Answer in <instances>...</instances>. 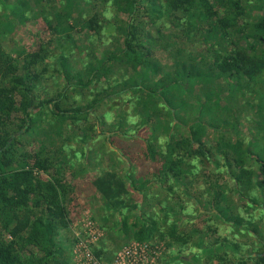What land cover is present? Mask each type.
<instances>
[{
	"label": "trees",
	"instance_id": "16d2710c",
	"mask_svg": "<svg viewBox=\"0 0 264 264\" xmlns=\"http://www.w3.org/2000/svg\"><path fill=\"white\" fill-rule=\"evenodd\" d=\"M29 1L0 3V264H68L72 259L58 242L70 222L65 199L74 192V185L65 181L62 157L68 168L83 171V155L68 152L70 145L53 134L40 138L49 147L27 146L25 136L38 130L34 118L42 111L47 124L70 121L79 136L88 134L93 141L103 135L96 149L105 152L109 146L122 165L102 170L91 183L119 216L114 226L124 245L162 241L167 254L163 264L171 258L201 264L199 251L191 248H200L210 229L179 227L173 219L188 220L172 196L178 182L198 177L209 162L231 177V190L247 206L239 213L227 204L219 207L229 199L218 185L222 189L207 199L213 211L226 223L260 235L259 223L247 209L263 211L256 202L264 203V145L256 134L250 139L242 134L237 104L252 100L256 106L264 96V13L251 15L254 5L264 11V0H227L205 7L198 0H31L52 32L33 51L15 45L11 34V11H23ZM97 2H110L114 11L126 14L112 48L104 50L103 22L88 7ZM164 16L184 32L199 16L201 24L211 25L214 41L206 45L202 37L194 45L196 36H189L193 58L161 63L154 47L169 36L163 30L166 24H159ZM79 27L84 40L75 38ZM220 76L222 81L214 83ZM157 78L162 84L151 86ZM56 81L48 91L47 84ZM223 94L226 110H205ZM127 104L133 105L134 114ZM211 132L218 141L211 143ZM153 184L158 186L154 194ZM207 245L214 250L210 264H264V249L247 256L236 250L231 256L219 239ZM95 253L110 262L114 252L98 244Z\"/></svg>",
	"mask_w": 264,
	"mask_h": 264
},
{
	"label": "rangeland",
	"instance_id": "374dc122",
	"mask_svg": "<svg viewBox=\"0 0 264 264\" xmlns=\"http://www.w3.org/2000/svg\"><path fill=\"white\" fill-rule=\"evenodd\" d=\"M200 5L203 7L210 5H217L218 3L222 4V1L225 2L227 0H198ZM0 3H3V0H0ZM88 7L91 10V16L94 13L99 14L101 19V23L103 22V44L101 50L105 48H112L110 43L113 41V35L118 32V24L120 25L124 19H126L125 13H118L114 11L113 5L109 2L106 4L105 2H97L96 6L93 4H89ZM41 9V8H40ZM252 14L254 16H259L264 13L260 9L259 6L254 5L252 8ZM11 19L14 23V29L11 31L13 34L14 40L16 41L17 46L19 48H24L28 51H33L37 49L43 42L48 41L52 38V32L50 31L46 20L43 17L42 12H40L38 5L29 1V5L26 6L23 11H19L17 13H13L11 11ZM201 19L199 16L195 17L194 23H190V26L186 32L182 30L181 27H177L173 25V21L171 18L164 16L159 24L164 25L163 30L164 33L168 34V38L164 39L158 46L154 47V53L156 55L155 59L164 64H172L175 62V58H193L192 49L193 44H197L199 39L202 37V40L206 45H209L210 42L214 41L212 36V27L209 24H201ZM151 28L155 31V26L151 25ZM81 27L77 28L75 31V38L77 39H86L83 36V32L80 31ZM156 33H159L156 31ZM196 36V40L194 43H191L189 40V36ZM204 35V36H203ZM85 42V41H84ZM243 45L245 44L242 41ZM178 56V57H177ZM69 60V58H68ZM150 61V60H149ZM200 61V60H199ZM201 62V61H200ZM203 65V63H202ZM216 78L213 82L219 83L222 81L224 77H214ZM58 82L47 84L48 91L53 90ZM151 86L157 87L162 84L161 79H156L153 82H150ZM252 99V98H251ZM250 103L253 101L250 100ZM249 102L239 103V98L235 104H237L238 109L241 111L242 121V134L245 135L246 139H250L253 134L259 136L261 138L260 142L264 145V96H261L257 99V105H252ZM255 102V100H254ZM131 114L135 113L133 105H126ZM222 107L228 108V99L226 94H223L219 100H216L215 103L206 104V111H213L214 109H219L223 111ZM226 108V109H227ZM225 109V110H226ZM42 111L35 116V122L37 123V129L35 132H32L30 135L25 136V141H27V146L31 150H40L45 148V146L49 147V142H42L40 139L45 134H53L55 138L60 142L68 143L70 148H68V152L72 150H77V155L83 157L81 158V167L83 171L80 169H70L68 168V163L66 157L63 158V166H66V170H64L65 181L67 183L74 185V192L71 194L72 199H65V205L68 210V218H69V226L68 229H65L58 236V242L62 244V246L66 249L68 255V259L72 256L73 253V245L75 242L74 229L78 221L82 218L83 214H87L95 219L103 229V237L99 242V245L104 246L107 250L112 251L113 256L110 262H105L102 259L104 264H112L117 253L123 248L124 243L123 239L116 233L115 221L119 217L115 215L109 210V207L105 205V200L103 197L98 194L91 183L92 177L97 176L104 169H120L122 165L118 164L117 159L113 152L106 148L105 152L103 149L99 150L96 147L101 143L100 141L103 139V135H95L98 138L97 140H89V136H79L77 127H74L70 124V121L64 120L58 124V126L47 124L44 121V114ZM20 115L19 111L16 113ZM83 122V121H82ZM43 126V130L40 134L39 129ZM103 127V126H102ZM39 132V133H38ZM119 140V139H118ZM117 140V141H118ZM217 140L216 134L211 132V143ZM218 141V140H217ZM110 142H107L109 145ZM121 145V141L117 142ZM97 146L95 147V145ZM58 147V146H57ZM57 147H51L53 149ZM114 145L112 146V148ZM84 151V154H81ZM258 152L261 151V148L257 149ZM256 151V152H257ZM71 153V152H70ZM86 156V157H85ZM219 157V156H218ZM72 161L77 165V160L71 157ZM218 181V183H217ZM225 189L228 196V201H221L222 205L219 207L224 208L227 204L232 206L235 212H240V210L245 209L247 206L244 205V202L240 200L239 195L236 191L231 190L234 186V182L231 177L220 170L215 162L207 163V167L205 170L198 176L188 177L187 180H183L180 183L178 182L177 193L172 196V199H176L178 201V209L182 210V213L185 217L186 221H181L173 219L176 216L173 211H167V216H169L173 221L177 222L179 227H185L191 229V231L196 229H201L199 231H209L205 240L203 239V244L199 248L192 247L191 249H195L194 251H199V257L202 258L201 264H208L209 256L213 253L214 250L209 248L207 244L213 243L216 239H219L225 243L226 248L229 254L235 255L234 252L241 251L246 256L250 255V253L255 254L258 251L264 249L262 242H264V203L262 200L256 202L260 208L252 209L254 207L249 206L248 211L252 212V215L255 217V222L259 223V231L260 235L256 232L251 231L248 233L245 229H238L236 226L231 223H226L222 218H220L214 211L213 206L208 202L207 199L211 198L213 191L215 189ZM158 186L153 184L150 188V192L156 193L158 191ZM211 195V196H210ZM162 197V196H161ZM241 206V207H240ZM244 206V208L242 207ZM246 210V209H245ZM260 216V217H259ZM103 217V218H102ZM251 218V216L249 217ZM175 222V223H176ZM261 224L263 227H261ZM104 225V226H103ZM206 243V244H205ZM234 245H238L239 248L235 249ZM191 246V245H190ZM223 246H221L222 248ZM189 248V247H188ZM216 249V248H214ZM116 251V252H115ZM190 253L189 250H186V254ZM166 249L162 252L158 264H163L164 259L166 258ZM185 254V255H186ZM71 255V256H70ZM183 255V254H182ZM208 255V256H207ZM68 264H73V256L72 259L68 262ZM170 264H185L178 259H172ZM210 264V263H209ZM247 264H252L249 261Z\"/></svg>",
	"mask_w": 264,
	"mask_h": 264
},
{
	"label": "built area",
	"instance_id": "2783aa9c",
	"mask_svg": "<svg viewBox=\"0 0 264 264\" xmlns=\"http://www.w3.org/2000/svg\"><path fill=\"white\" fill-rule=\"evenodd\" d=\"M78 222L74 229L73 264H104L95 253L104 235L102 227L87 214H83ZM165 249L162 241L150 243L133 240L123 246L112 264H158Z\"/></svg>",
	"mask_w": 264,
	"mask_h": 264
},
{
	"label": "crops",
	"instance_id": "0c3cea01",
	"mask_svg": "<svg viewBox=\"0 0 264 264\" xmlns=\"http://www.w3.org/2000/svg\"><path fill=\"white\" fill-rule=\"evenodd\" d=\"M225 110V109H224Z\"/></svg>",
	"mask_w": 264,
	"mask_h": 264
}]
</instances>
